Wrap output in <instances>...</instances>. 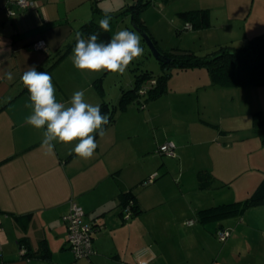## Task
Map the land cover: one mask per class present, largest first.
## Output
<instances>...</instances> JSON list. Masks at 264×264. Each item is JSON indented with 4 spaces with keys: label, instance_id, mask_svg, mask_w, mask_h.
<instances>
[{
    "label": "crops",
    "instance_id": "obj_1",
    "mask_svg": "<svg viewBox=\"0 0 264 264\" xmlns=\"http://www.w3.org/2000/svg\"><path fill=\"white\" fill-rule=\"evenodd\" d=\"M16 1L0 0V64L17 73L12 84L0 81V264H264V201L216 221H201L198 215L201 210L242 202L264 185L262 177L253 178L252 182H259L257 187L229 193L231 183L250 166L258 163L254 169L264 175V158L250 155L255 147L264 149V124L255 127L253 119L259 113L264 122V87H215L229 95L226 105L221 103L226 111L218 125L221 128L224 115L234 122L222 127L225 131L218 128L205 132V137L199 135L197 146H207L208 165L184 167L183 154L189 142L198 138L186 116L174 119L180 137L171 136L165 124L158 139L160 115L150 106L145 117L133 104L115 116L103 136L95 137L97 148L90 159L75 154L73 144L56 143L54 154H49L42 146L43 130L26 122L31 109L26 107L28 93L20 74L30 66L50 67L81 26L90 20L97 23L105 15L116 16L128 5L124 6V0H28L34 6L22 10L13 4ZM155 1L162 6L172 0ZM187 1L190 7L172 13L182 21L179 13L208 10V30L218 32L216 47L264 37V0H198L207 5ZM100 2L111 3L112 9L103 11ZM40 40L46 43L45 50L29 48ZM73 48L51 70L56 96L67 103L75 91L82 90L89 103L100 104L95 82L102 73L77 70L72 64ZM202 84L192 82L197 88ZM102 89L105 100L103 82ZM222 93L218 92V98ZM226 130H231L232 138L221 137ZM168 141L175 145L177 157L162 161L166 174L177 173L183 183L190 173L194 186L171 194L162 187L164 180L171 179L166 177L158 188L138 190L139 185H151H144L156 172L157 158L151 153ZM209 191L212 194L205 198ZM125 195L137 206L129 220L122 213ZM70 201L83 209L85 222L96 220L94 254L89 258L75 260L68 249L62 217ZM217 230L230 235L219 242ZM20 242L27 247L28 259L19 255Z\"/></svg>",
    "mask_w": 264,
    "mask_h": 264
},
{
    "label": "rangeland",
    "instance_id": "obj_2",
    "mask_svg": "<svg viewBox=\"0 0 264 264\" xmlns=\"http://www.w3.org/2000/svg\"><path fill=\"white\" fill-rule=\"evenodd\" d=\"M143 1L145 2V0ZM198 2L200 1L193 0L191 1V5H194ZM133 3V0H124V6H131ZM200 3H204L205 5H207L205 2ZM110 4L111 3L108 2H100V5H98V7L105 11L104 9H112V6ZM189 5L190 3L187 0H172L168 4H162L161 6V4H157L155 0H152L151 3L147 7H145L144 10L138 15V22L145 28L144 34L149 36L158 51H184L183 49H188L195 52V54H197L199 57H202L205 56L209 51L215 49L216 45L214 43L217 36L216 34L218 32L212 31V29H204L202 31H198L195 29H185L184 23H182V21H180L177 16L174 15L175 12L172 13L173 9L176 11L179 8L190 7ZM191 7L196 8L203 6ZM98 22L97 24H99ZM133 27L134 26L132 24L131 14H126L120 19L111 17L109 31L111 37L122 29L135 31L140 37L141 47L143 48V54L140 57L134 59L129 64L125 73L114 74L111 72H103L101 75L103 76V87L106 96L105 101L111 99V101L117 105L121 95V89L133 88L136 77L146 74L153 79H157L163 75L160 63L156 58H154L149 46L143 38V33H140L139 30H135ZM246 41L247 40H241L232 43L234 46L238 47ZM64 48H62L61 51ZM171 73L172 76L167 82L166 93L161 95L159 98L144 102L146 103L144 109L140 110L136 103L133 104V108L137 112L144 114L146 117L147 111H150L151 106L152 110L160 115V117L157 119L158 139L162 137L160 131L163 127L162 125L165 124L168 127V132L171 136L179 135L180 137V131L179 128L175 127L176 122L174 121V119H179V115L186 116V121H190L188 127L191 128V130L196 134L198 138L193 140L192 142H189L190 147L183 154V158L185 161L184 167H186L187 164L188 167H199L204 163L208 165L207 146H197L200 142L199 135L205 137V132H216V129L220 128V126L218 125L219 117L222 116L226 111L221 103L226 105L227 99L225 97L229 95L226 92L220 91L219 89L211 86V78L209 72L205 68L194 70L189 69L179 72H176L174 69H172ZM196 80H201V83H203L202 88H197V86L192 85V82H195ZM218 92H223L222 95L219 96V98L217 95ZM228 92H230V94H235L233 89H229ZM120 113L121 110L118 109L115 113V116L117 114L119 115ZM140 117L143 118L142 115ZM233 122V120L224 115V119H220V123L222 125L220 129L224 130L225 128L222 127L232 126ZM170 123L172 124L170 125ZM200 124L203 126V129H201ZM228 131L231 130H226V132ZM226 132L221 137H226L228 139L233 137V133ZM160 145L158 144V146H156L154 151H152L151 153L152 156H155L157 158V164H155L156 172H154L155 174L153 173L150 177L154 178V183H151V185L146 187L139 185L138 190H147L148 188H152L153 185H156L155 188H158L160 185L159 182L164 180L166 177H170L171 179L164 180L166 184H164L162 181V183L164 184V186L162 187H164L168 193H178L180 190H187L188 188L193 187L194 180H192V177L190 178V173L185 174L183 183L180 181V176L177 175V173L172 172L170 174H166V170L162 166V161H173L174 159L159 155L157 153V148ZM251 152L252 153L250 155L253 159H256L257 157L264 158V149L260 150L255 147V149ZM175 154L177 157L176 149ZM257 164L258 163H256L255 165ZM255 165L250 166L252 167L251 170H248L244 176L231 183V188L229 189L230 194H234L236 192L237 194H240L244 190L246 191V187L247 189H253L252 187H257V183L259 182L256 183V181L258 180H254L252 182L251 180L253 178L258 179L259 177H262L260 178V180L264 179V175H262V172L259 173L258 170L256 171L254 169ZM172 168L174 169V166H172ZM218 183L219 182H216V184ZM204 194L205 198H207L212 193L209 191L205 192ZM84 221H87L86 218H84Z\"/></svg>",
    "mask_w": 264,
    "mask_h": 264
},
{
    "label": "trees",
    "instance_id": "obj_3",
    "mask_svg": "<svg viewBox=\"0 0 264 264\" xmlns=\"http://www.w3.org/2000/svg\"><path fill=\"white\" fill-rule=\"evenodd\" d=\"M149 5L148 2L142 0L137 1L131 6H127L122 13L113 16L115 18H121L126 14H131L132 24L135 30H139L140 33H145V28L138 22V15ZM178 17L184 23H190L192 29L204 30L210 27V18L208 10H196L182 12L178 14ZM87 37L90 34L98 33L100 39L107 42L111 38L110 32H104L100 29L99 24L94 20H90L85 23L78 31ZM77 32V33H78ZM75 39L68 44L62 51L58 53L52 65L48 68H41L38 71H46L51 74L53 67L64 58L69 51L74 47ZM31 46V45H30ZM29 46V48H30ZM31 49V48H30ZM159 63L163 72V75L157 79H153L146 74L136 77L133 88L121 89V95L118 101V105L111 104L107 100H103L102 82L103 76L96 80L95 87L98 89L100 96L102 97L101 113L107 114L109 117V124L104 126V130L111 126L115 121V113L117 110L124 111L128 106L136 103L141 110V105H145L147 101L159 98L161 95L167 92V82L171 78V70L176 72L186 71L189 69L205 68L209 72L211 78V86L219 88H254L264 87V37L255 36L247 40L242 45L236 47L233 43L224 45H218L215 49L209 51L205 56L199 57L197 54L191 51L181 50H168L159 51ZM108 73V72H105ZM148 80H155L156 84L150 88L146 95L143 97L138 95V90ZM119 107V108H118ZM261 114L256 113L253 115L254 126L258 127L264 124L262 123ZM264 185H260L256 191L246 200L242 202H233L223 204L221 206L208 208L198 212L201 221H210L220 218H224L241 211L258 205L264 201ZM123 206L132 202V214L136 210L137 206L133 202L131 196H124ZM21 248L25 249V254L20 255ZM1 252V251H0ZM19 255L22 258L28 259V251L25 243H19ZM42 257L46 254L42 252Z\"/></svg>",
    "mask_w": 264,
    "mask_h": 264
},
{
    "label": "clouds",
    "instance_id": "obj_4",
    "mask_svg": "<svg viewBox=\"0 0 264 264\" xmlns=\"http://www.w3.org/2000/svg\"><path fill=\"white\" fill-rule=\"evenodd\" d=\"M110 20L108 15L100 19V29L110 31ZM142 54L140 37L135 31L122 29L107 42L101 40L98 33L85 37L78 32L72 50V64L77 70L89 73L123 74ZM26 69L20 74V81L28 93L26 107L31 109L26 122L43 130L42 146L49 154H54L56 143L73 144L75 154L90 159L97 148L95 137L103 136L104 126L109 124L108 115L101 113L99 103H89L82 90L75 91L67 103L62 102L56 96L48 72L38 71L35 66ZM16 76V72L0 64V81L12 84Z\"/></svg>",
    "mask_w": 264,
    "mask_h": 264
},
{
    "label": "built area",
    "instance_id": "obj_5",
    "mask_svg": "<svg viewBox=\"0 0 264 264\" xmlns=\"http://www.w3.org/2000/svg\"><path fill=\"white\" fill-rule=\"evenodd\" d=\"M139 0H133L136 3ZM15 6L22 10H28L34 6V2L28 0H17L13 3ZM9 16H14L13 12H8ZM185 29H192L190 23L184 25ZM33 51H43L46 48V43L43 40L34 42L30 46ZM156 84L155 80H148L143 84V86L138 90V95L143 97L147 94L148 90ZM145 105H141V109H144ZM157 153L161 156L168 158H175V145L168 141L163 143L157 148ZM154 178H149L145 185L153 183ZM123 217L125 220H129L132 217V202H129L123 207ZM85 213L83 209L77 205L75 202H69V208L67 213L62 217V222L66 227V239L67 246L73 255L75 260L89 258L94 254L92 246V233L97 230L96 220L91 222H85ZM187 225H192V222H187ZM230 235L227 230H217L216 236L219 242H224ZM1 251V249H0ZM25 254V249L21 248L20 255Z\"/></svg>",
    "mask_w": 264,
    "mask_h": 264
},
{
    "label": "water",
    "instance_id": "obj_6",
    "mask_svg": "<svg viewBox=\"0 0 264 264\" xmlns=\"http://www.w3.org/2000/svg\"><path fill=\"white\" fill-rule=\"evenodd\" d=\"M143 38L145 39L147 45L149 46L154 58H156L157 60L159 59V55L160 52L155 48L154 44L152 43L151 39L149 38V36H147L146 34L143 33Z\"/></svg>",
    "mask_w": 264,
    "mask_h": 264
}]
</instances>
